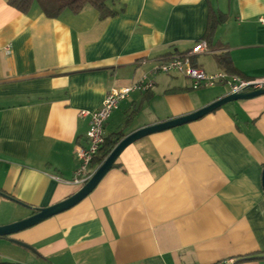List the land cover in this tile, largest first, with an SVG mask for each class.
Segmentation results:
<instances>
[{"label": "crops", "instance_id": "1", "mask_svg": "<svg viewBox=\"0 0 264 264\" xmlns=\"http://www.w3.org/2000/svg\"><path fill=\"white\" fill-rule=\"evenodd\" d=\"M9 1L0 0V227L78 192L53 176L73 178L91 120L82 113L112 90L154 83L120 103L105 138L227 94L217 85L191 95L202 89L189 79L153 73L162 59L205 41L195 66L225 72L215 55L226 54L240 76L264 77V0H115L105 20L90 5L50 19ZM212 13L226 20L209 44ZM263 170L264 95L134 142L77 206L0 238V264H264ZM246 258L256 259L237 263Z\"/></svg>", "mask_w": 264, "mask_h": 264}, {"label": "built area", "instance_id": "2", "mask_svg": "<svg viewBox=\"0 0 264 264\" xmlns=\"http://www.w3.org/2000/svg\"><path fill=\"white\" fill-rule=\"evenodd\" d=\"M260 25L264 26V15L258 19ZM207 43L199 42L192 51L178 54L162 59L153 70L154 74L178 75L192 82V89L212 88L217 85H226L231 93L240 94L245 91L260 90L264 88V77L256 79H245L235 74L219 72L209 74L193 63L197 54L207 51ZM154 83L147 77H143L136 84L121 90H112L103 101L100 109L94 112H84L82 115L91 117L90 127L87 133V146L77 147L76 159L79 166L71 180H63L53 176L55 180L82 188L94 175L96 169L92 167L95 157L105 143V128L112 114L119 109L120 103L127 99L135 91L148 92Z\"/></svg>", "mask_w": 264, "mask_h": 264}, {"label": "water", "instance_id": "3", "mask_svg": "<svg viewBox=\"0 0 264 264\" xmlns=\"http://www.w3.org/2000/svg\"><path fill=\"white\" fill-rule=\"evenodd\" d=\"M264 95V88L260 90L245 91L240 94L227 93L223 97L217 99L215 102L210 105L186 116L178 117L172 120L161 122L152 126L144 127L140 130H137L127 136H125L109 154L107 159L96 169L92 178L69 198L66 200L57 203L53 206L43 209H35L34 213L23 220L18 222L1 226L0 227V238L10 237L16 235L20 232L26 231L54 216H57L61 213H64L73 207L77 206L83 200H85L100 184L108 172L113 168L116 161L122 154V152L134 142L160 132L174 129L191 122L200 120L210 113L216 111L217 109L229 104L235 103L237 101L251 100ZM262 185L264 188V170L262 176ZM20 246H25L24 243H19ZM29 248V246H26Z\"/></svg>", "mask_w": 264, "mask_h": 264}, {"label": "trees", "instance_id": "4", "mask_svg": "<svg viewBox=\"0 0 264 264\" xmlns=\"http://www.w3.org/2000/svg\"><path fill=\"white\" fill-rule=\"evenodd\" d=\"M115 0H10L9 5L21 14H28L34 5H38L42 13L50 19H58L65 12H70L72 15H77L82 9L90 5L94 7L100 15L101 20H105L114 17L118 14L117 11L112 10L109 7V3ZM226 20V16L223 14H211L208 20V27L205 35V40L210 44L216 28L223 24ZM218 65L227 73L239 75L235 70L230 57L226 54L215 55ZM242 77V76H240ZM245 78V77H242ZM246 79V78H245ZM125 137L123 132H119L106 138L104 145L100 149L98 155L93 161V168H98L113 151L115 146ZM3 195H7L0 191ZM7 238V237H5ZM256 258H246L239 260L242 261L253 260Z\"/></svg>", "mask_w": 264, "mask_h": 264}, {"label": "rangeland", "instance_id": "5", "mask_svg": "<svg viewBox=\"0 0 264 264\" xmlns=\"http://www.w3.org/2000/svg\"><path fill=\"white\" fill-rule=\"evenodd\" d=\"M225 89V92L226 93H229V89H228V87H225L224 88ZM213 89H202L201 91H192V92H190V94L191 95H200V94H202V93H207V92H210V91H212Z\"/></svg>", "mask_w": 264, "mask_h": 264}]
</instances>
